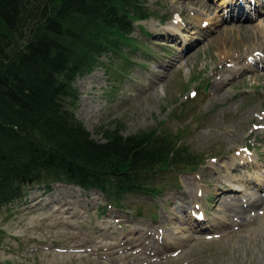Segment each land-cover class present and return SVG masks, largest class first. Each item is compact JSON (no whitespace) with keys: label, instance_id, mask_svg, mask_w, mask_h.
I'll list each match as a JSON object with an SVG mask.
<instances>
[{"label":"rangeland","instance_id":"obj_1","mask_svg":"<svg viewBox=\"0 0 264 264\" xmlns=\"http://www.w3.org/2000/svg\"><path fill=\"white\" fill-rule=\"evenodd\" d=\"M147 3L133 45L75 81L77 113L97 140L104 125L158 128L201 164L162 163L161 194L120 201L31 184L0 211V264H264V7L234 19L239 0Z\"/></svg>","mask_w":264,"mask_h":264},{"label":"trees","instance_id":"obj_2","mask_svg":"<svg viewBox=\"0 0 264 264\" xmlns=\"http://www.w3.org/2000/svg\"><path fill=\"white\" fill-rule=\"evenodd\" d=\"M154 14L147 0H0V211L35 183L97 189L108 200L154 196L162 163L201 164L158 128L125 135L104 125L97 140L77 113V78L109 68L104 57L123 54L135 22Z\"/></svg>","mask_w":264,"mask_h":264},{"label":"bare ground","instance_id":"obj_3","mask_svg":"<svg viewBox=\"0 0 264 264\" xmlns=\"http://www.w3.org/2000/svg\"><path fill=\"white\" fill-rule=\"evenodd\" d=\"M246 1V0H245ZM253 7V6H252ZM251 7V8H252ZM250 8V7H249ZM233 9H234V7H233ZM235 13L236 14H233L232 16H231V18H234V19H247V18H249V15H246V16H244V14H243V12H242V8L240 7V5L239 4H236V7H235ZM173 27V26H172ZM174 31V30H173ZM226 185V184H225ZM230 191H232V190H230ZM234 191V190H233ZM235 192H237V191H235ZM235 194H237V193H235ZM250 204L253 206V207H255L256 205H257V202H250ZM241 207H243V206H241ZM242 215L241 216H246L247 214H248V211H247V209H245L242 213H241ZM247 219H248V215H247ZM134 238V237H133Z\"/></svg>","mask_w":264,"mask_h":264}]
</instances>
